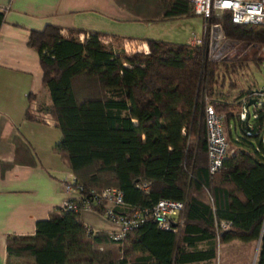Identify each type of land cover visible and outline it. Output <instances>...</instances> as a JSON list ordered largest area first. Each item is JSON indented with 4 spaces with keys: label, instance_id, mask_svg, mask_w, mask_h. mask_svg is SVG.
<instances>
[{
    "label": "trees",
    "instance_id": "1",
    "mask_svg": "<svg viewBox=\"0 0 264 264\" xmlns=\"http://www.w3.org/2000/svg\"><path fill=\"white\" fill-rule=\"evenodd\" d=\"M113 1L144 21L194 14L190 0ZM4 16L0 8V27ZM219 20L228 38L264 42V24L235 23L227 12ZM81 31L46 23L28 32L47 110L61 131L53 150L83 192L116 186L141 207L178 199L182 223L172 231L148 218L113 240L87 232L80 211L58 207L36 220L32 236L6 238L5 264H217V244L234 239L257 241L254 264H264V103L250 104L241 119V97L251 88L234 101L216 97L226 71L208 57L207 41L147 37V51L128 52L118 39L105 43L99 31L80 39ZM250 59L263 61L264 53ZM208 102L243 131L214 172L207 167ZM220 220L229 227L219 229Z\"/></svg>",
    "mask_w": 264,
    "mask_h": 264
},
{
    "label": "crops",
    "instance_id": "2",
    "mask_svg": "<svg viewBox=\"0 0 264 264\" xmlns=\"http://www.w3.org/2000/svg\"><path fill=\"white\" fill-rule=\"evenodd\" d=\"M0 8L5 9L0 27V264H5L6 238L33 235L36 220L47 218L66 198L63 181L71 171L53 150L61 131L47 110L48 91L38 53L27 44L29 30L53 23L62 33L69 27L82 30L79 34L99 31L105 43L118 39L125 51H147L145 39L151 36L135 32L152 21L138 19L113 0H0ZM79 215L94 231L116 228L98 211L84 209Z\"/></svg>",
    "mask_w": 264,
    "mask_h": 264
},
{
    "label": "built area",
    "instance_id": "3",
    "mask_svg": "<svg viewBox=\"0 0 264 264\" xmlns=\"http://www.w3.org/2000/svg\"><path fill=\"white\" fill-rule=\"evenodd\" d=\"M193 12L202 18V36L194 34L188 38V43L199 44L207 41L208 57H211L210 37L213 29H222L220 18L223 13H229L231 21L235 23L264 24V0H190ZM86 33H80L83 39ZM107 42L106 38H101ZM240 40V39H236ZM253 43V42H250ZM136 46V45H135ZM125 50H127L124 47ZM136 49H139L136 46ZM264 63V60L262 61ZM253 99L252 106H261L264 103V87L251 88L241 97L239 117L244 119L248 114V100ZM206 122V153L209 172H214L222 163L226 153L228 142L224 135L223 120L225 113L206 103L204 107ZM256 115V113H253ZM246 133L251 132L247 127ZM63 189L67 193L60 204L64 210L81 211L91 209L102 213L116 228L107 231L108 237L120 240L127 231L142 224L146 219H152L156 226L162 229L177 231L182 223L180 214L183 209V201L168 197H160L150 207H141L130 204L123 198V191L116 186H105L100 190H82V185L77 182L75 175L70 171L63 181ZM229 223L226 220L219 221V229H227ZM86 231H95L86 227Z\"/></svg>",
    "mask_w": 264,
    "mask_h": 264
},
{
    "label": "rangeland",
    "instance_id": "4",
    "mask_svg": "<svg viewBox=\"0 0 264 264\" xmlns=\"http://www.w3.org/2000/svg\"><path fill=\"white\" fill-rule=\"evenodd\" d=\"M143 31L151 37L183 42L192 34L196 37L202 36V18L193 14L152 21L147 28L139 27L135 33L139 34ZM209 47L212 59L217 62V69L220 72L226 71L224 81L221 82L219 78L218 83L215 84L217 98L234 101L248 88L264 87V63L250 59L252 54L264 53V42L250 43L228 38L223 30L215 28L211 33ZM232 83L234 86H231ZM249 120L251 122L253 118L250 116ZM239 128V124L235 125L232 120L227 122L224 118L223 130L228 142L227 153L236 146L234 138L239 140L238 136L243 135L242 129ZM257 248V241L242 242L234 239L226 243H218L217 264H254ZM193 264H205V262L199 261Z\"/></svg>",
    "mask_w": 264,
    "mask_h": 264
},
{
    "label": "water",
    "instance_id": "5",
    "mask_svg": "<svg viewBox=\"0 0 264 264\" xmlns=\"http://www.w3.org/2000/svg\"><path fill=\"white\" fill-rule=\"evenodd\" d=\"M252 102H253V99H250V100H248L247 104H248V105H249V104H252Z\"/></svg>",
    "mask_w": 264,
    "mask_h": 264
}]
</instances>
